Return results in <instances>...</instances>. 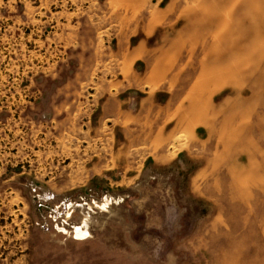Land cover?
<instances>
[{"label":"rangeland","instance_id":"obj_1","mask_svg":"<svg viewBox=\"0 0 264 264\" xmlns=\"http://www.w3.org/2000/svg\"><path fill=\"white\" fill-rule=\"evenodd\" d=\"M0 264H264V0H0Z\"/></svg>","mask_w":264,"mask_h":264},{"label":"bare ground","instance_id":"obj_2","mask_svg":"<svg viewBox=\"0 0 264 264\" xmlns=\"http://www.w3.org/2000/svg\"><path fill=\"white\" fill-rule=\"evenodd\" d=\"M77 232L79 233V235H81V234H82L80 230H78Z\"/></svg>","mask_w":264,"mask_h":264}]
</instances>
